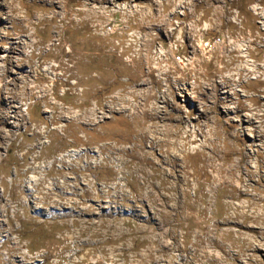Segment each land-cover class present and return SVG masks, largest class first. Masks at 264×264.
Here are the masks:
<instances>
[{
  "label": "rangeland",
  "instance_id": "rangeland-1",
  "mask_svg": "<svg viewBox=\"0 0 264 264\" xmlns=\"http://www.w3.org/2000/svg\"><path fill=\"white\" fill-rule=\"evenodd\" d=\"M0 264H264V0H0Z\"/></svg>",
  "mask_w": 264,
  "mask_h": 264
}]
</instances>
